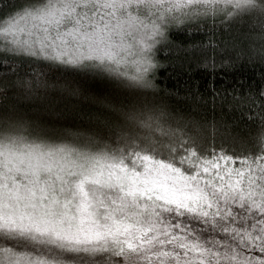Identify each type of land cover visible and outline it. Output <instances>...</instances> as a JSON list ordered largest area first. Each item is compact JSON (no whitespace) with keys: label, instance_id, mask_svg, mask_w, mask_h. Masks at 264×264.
Instances as JSON below:
<instances>
[{"label":"snow or ice","instance_id":"obj_1","mask_svg":"<svg viewBox=\"0 0 264 264\" xmlns=\"http://www.w3.org/2000/svg\"><path fill=\"white\" fill-rule=\"evenodd\" d=\"M0 84V264H264V0H0Z\"/></svg>","mask_w":264,"mask_h":264},{"label":"trees","instance_id":"obj_2","mask_svg":"<svg viewBox=\"0 0 264 264\" xmlns=\"http://www.w3.org/2000/svg\"><path fill=\"white\" fill-rule=\"evenodd\" d=\"M181 71V69H179V68H167V69H162L161 70V74L163 75L165 72H171V74L173 75V76H175L176 75V73L177 72H180ZM184 71V74L185 75H192L194 78H203L204 77V72H203V70H201V69H197V68H193L192 70H191V72L189 73L188 72V70L187 69H184L183 70ZM219 73H217V76L219 77ZM225 75H228V73L227 72H225ZM229 79H231V76H229L228 77ZM3 87V85L2 84H0V88H2Z\"/></svg>","mask_w":264,"mask_h":264}]
</instances>
